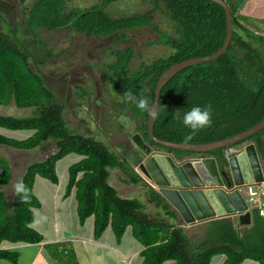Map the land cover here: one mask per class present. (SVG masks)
<instances>
[{"label":"trees","instance_id":"trees-1","mask_svg":"<svg viewBox=\"0 0 264 264\" xmlns=\"http://www.w3.org/2000/svg\"><path fill=\"white\" fill-rule=\"evenodd\" d=\"M69 0H34L27 10L23 25L7 26L0 13V105L13 104L17 108H33V114L16 117L0 114V127L11 131L28 130L24 139H13L0 134V145L17 150H32L46 143L54 151L44 160L30 163L20 178L28 188V199L14 194L9 208L2 186L10 180L8 164L0 158V244L39 243L41 235L29 225L33 209L39 202L33 194L35 177L55 184L56 162L69 154L80 160L68 168L65 194L74 191L79 223L93 217L94 236H99L110 226L119 237L129 226L135 239L143 246L142 264H210L213 256L224 255L222 264H241L252 260L264 264V214L258 208L251 210L249 227H238L232 218L210 220L204 237L193 243L182 227L171 223L176 214L169 210L160 195L145 185L148 200L158 210L151 217L145 205L137 198H122L108 184V169L117 168L126 177L125 183L141 184L142 177L115 152L92 136L75 133L64 114V105L45 84L38 66L30 65L33 59L22 39L37 37L38 30L55 31L70 26L78 33L96 38L116 35L126 37L125 31L152 27L150 14L156 10L170 22L174 36L161 33L154 44L169 47L172 53L149 64L130 70L132 49L114 51V61L107 64L106 75L114 102L126 109L130 119H136L138 134L132 141L149 144L147 112L126 101L123 93L147 96L153 99L155 84L160 75L171 65L194 57L208 56L223 43L225 36L224 11L209 0H147L152 9L128 17L112 18L103 7L116 0H103L88 8H67ZM230 12L231 37L227 48L213 60L190 65L173 75L162 86L158 99V115L153 124V136L160 140L184 143L190 129L172 118L176 109L181 116L192 106L211 105L212 123L195 135L188 143L199 144L220 140L241 132L257 123L264 116V33L256 34L246 27L245 18L237 9L242 0H224ZM3 26L7 31L3 30ZM24 28V29H23ZM158 31L156 28H153ZM42 45V42H38ZM264 128L245 142L255 145L264 173ZM241 143V142H240ZM238 143V144H240ZM236 144V145H238ZM139 146V145H138ZM155 148H163L153 144ZM168 153L190 154L172 151ZM221 150L208 154L219 155ZM202 236V235H201ZM201 236L199 238H201ZM46 251L55 260L66 253L63 245H46ZM69 256H67L68 258ZM16 252L0 249V259L15 263Z\"/></svg>","mask_w":264,"mask_h":264},{"label":"rangeland","instance_id":"rangeland-1","mask_svg":"<svg viewBox=\"0 0 264 264\" xmlns=\"http://www.w3.org/2000/svg\"><path fill=\"white\" fill-rule=\"evenodd\" d=\"M34 0H0V13L7 26L12 28L13 24L23 25V20L27 10ZM103 0H69L67 8H88L100 4ZM112 18L128 17L135 13L145 14L152 9V5L147 0H116L103 7ZM152 27L139 28L132 31L120 32L126 37L117 39L116 35L107 38L91 37L87 34L76 32L70 26H65L55 31L38 30L37 37H24V46L30 51L33 59L30 61L34 69L38 66L45 84L55 93L58 100L64 105V114L70 129L86 136H92L95 140L105 143L109 149L115 152L120 158L126 160L130 166L142 162L145 157L140 147L136 145L131 137L138 134L136 130V119H130L129 112L117 106L114 102L118 97L112 93V86L106 75L108 73L107 64L114 61V51L132 49V59L128 64L129 69L136 70L141 64H149L152 61L168 56L172 50L162 44H154L161 33L174 36L172 26L168 19L156 10L150 15ZM7 31L5 26L2 27ZM156 28L158 31H155ZM24 29V28H23ZM256 34H263L264 30H254ZM42 42V45L38 42ZM33 108H17L13 104L0 105V114L16 117H27L33 114ZM31 131H11L0 127V134L13 139H24ZM264 139V136H263ZM248 143V142H245ZM244 145V144H242ZM242 145L236 146V149ZM48 155L54 151L52 144L46 143L42 147ZM152 149L163 153H168L166 149ZM233 149V150H236ZM17 150L9 147V151ZM24 152V151H23ZM20 157L13 158L10 154L0 148V158L3 159L11 169L12 178L18 179L26 165L41 161V153H24ZM80 156L69 154L58 160L55 165L58 186L64 188L68 178V168L80 160ZM261 162V161H260ZM262 165V162H261ZM146 182L149 179L142 173ZM112 173L110 182L118 187L121 194L135 195L147 193L145 180L143 183L122 187L116 184V174L122 176L120 171ZM55 187V186H54ZM139 188L137 193L134 189ZM264 189V185L262 186ZM253 197L256 205H264V193ZM261 193V192H260ZM141 202L144 196H135ZM144 203V202H143ZM145 210L154 217L156 209L151 207L145 200ZM234 219V218H232ZM193 243L204 237L201 236L199 227L188 231ZM201 236V238H199ZM241 264H253L249 260Z\"/></svg>","mask_w":264,"mask_h":264},{"label":"water","instance_id":"water-1","mask_svg":"<svg viewBox=\"0 0 264 264\" xmlns=\"http://www.w3.org/2000/svg\"><path fill=\"white\" fill-rule=\"evenodd\" d=\"M222 7L225 17V36L221 46L208 56L177 62L158 78L153 92L154 106L158 107L159 92L173 75L200 62L213 60L227 48L231 37L230 12L224 0H209ZM155 119L147 115L146 129L149 144L138 143L144 158L139 169L153 188L186 225L219 218H234L238 227H249L252 212L241 188L264 185L263 166L255 145L245 143L264 128V116L249 128L229 137L207 143L191 144L160 140L153 136ZM241 142V143H240ZM152 143L165 149L190 154L163 153L152 149ZM240 143L241 148L229 151ZM221 150L219 155L208 154Z\"/></svg>","mask_w":264,"mask_h":264},{"label":"crops","instance_id":"crops-1","mask_svg":"<svg viewBox=\"0 0 264 264\" xmlns=\"http://www.w3.org/2000/svg\"><path fill=\"white\" fill-rule=\"evenodd\" d=\"M237 12L245 18L247 28L250 30H264V0H242ZM0 148L6 150L13 158L20 157L19 155L24 153H28L29 155L30 153L38 154L39 152L42 156L40 160H44L47 157L41 147L32 150L12 151H9V147L4 145H0ZM139 163H136L132 167L144 179L143 175L138 171ZM9 170L10 180L2 186V191L10 208L11 201L16 193L14 190L16 180L12 178L10 167ZM118 170L117 168L108 169L109 176L107 178L108 184L117 191L118 196L122 198H136L135 196L142 195L144 196L143 202L145 203V200H147L148 204L153 207V204L148 200L146 192L142 193L140 191V193L135 195L121 194L119 192L118 187H115L110 182L111 174L117 173L116 171ZM121 175L116 174L117 185H121L126 189L134 185L125 183L126 177L122 173ZM147 183L145 180L146 185H148ZM66 184L67 181L64 188H62L58 186V181L53 184L46 179L35 177L32 191L39 202V207L33 209V221L29 226L41 235L42 241L39 243H9L3 241L0 244V249L16 252L17 258L15 263L6 259H0V264H142L143 257L141 256V251L143 250V246L134 238L129 226L119 237L114 235L110 226L106 227L99 236L95 237L92 216L87 217L83 223H79L74 191L71 190L69 194H65ZM138 189H134L135 193L139 192ZM169 210L172 211L171 209ZM171 223L182 227L184 233L190 238L187 234L188 231L199 227L201 235H203L209 221L186 225L176 215L174 219H171ZM53 244L63 245L66 250V253L61 255L58 260L52 258L45 249L46 245ZM67 256L69 257L67 258ZM224 259V255L213 256L210 264H222ZM249 261L257 264L252 260ZM162 264H171V261H165Z\"/></svg>","mask_w":264,"mask_h":264},{"label":"clouds","instance_id":"clouds-1","mask_svg":"<svg viewBox=\"0 0 264 264\" xmlns=\"http://www.w3.org/2000/svg\"><path fill=\"white\" fill-rule=\"evenodd\" d=\"M126 101H131L136 104L137 108L141 111L147 112V114L153 119L158 115L159 107L154 106V101H150L147 96H140L139 98L131 91H125L123 93ZM172 118L174 120L182 122L183 126L190 129V132L184 136L183 142L188 143L192 141L198 131L211 126L212 123V109L211 105L192 106L189 110L185 111L181 116L180 109H176ZM14 190L17 194H22L23 200L28 199V188L22 181L17 182L14 185Z\"/></svg>","mask_w":264,"mask_h":264},{"label":"built area","instance_id":"built-area-1","mask_svg":"<svg viewBox=\"0 0 264 264\" xmlns=\"http://www.w3.org/2000/svg\"><path fill=\"white\" fill-rule=\"evenodd\" d=\"M257 189L259 190V194H262L264 193V189L261 187H251V186H247V187H244V188H241V192L244 194V198H245V201L249 207L250 210L254 209V208H258L259 209V213L260 214H264V205H259L257 204L256 205V200L253 198L255 196V194H257V191L254 190V189Z\"/></svg>","mask_w":264,"mask_h":264},{"label":"flooded vegetation","instance_id":"flooded-vegetation-1","mask_svg":"<svg viewBox=\"0 0 264 264\" xmlns=\"http://www.w3.org/2000/svg\"><path fill=\"white\" fill-rule=\"evenodd\" d=\"M238 145H240V144H238ZM238 145H233V146H231V147H229L228 149H229V151H233V149H236V146H238ZM152 147V146H151ZM154 150V149H153ZM156 151V150H155ZM263 166V165H262Z\"/></svg>","mask_w":264,"mask_h":264}]
</instances>
